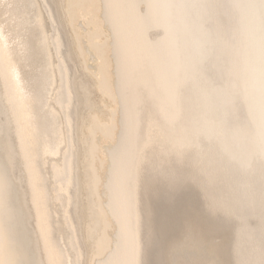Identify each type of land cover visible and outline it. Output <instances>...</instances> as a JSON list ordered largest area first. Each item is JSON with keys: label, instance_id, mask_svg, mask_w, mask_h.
<instances>
[{"label": "bare ground", "instance_id": "6f19581e", "mask_svg": "<svg viewBox=\"0 0 264 264\" xmlns=\"http://www.w3.org/2000/svg\"><path fill=\"white\" fill-rule=\"evenodd\" d=\"M0 264H264V0H0Z\"/></svg>", "mask_w": 264, "mask_h": 264}]
</instances>
